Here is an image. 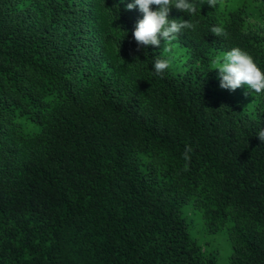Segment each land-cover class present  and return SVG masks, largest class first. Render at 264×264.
<instances>
[{
	"label": "trees",
	"instance_id": "1",
	"mask_svg": "<svg viewBox=\"0 0 264 264\" xmlns=\"http://www.w3.org/2000/svg\"><path fill=\"white\" fill-rule=\"evenodd\" d=\"M133 2L0 0V264H216L188 210L227 264H264V94L245 110L209 63L238 47L264 72V0L172 8L197 65L162 77Z\"/></svg>",
	"mask_w": 264,
	"mask_h": 264
},
{
	"label": "clouds",
	"instance_id": "2",
	"mask_svg": "<svg viewBox=\"0 0 264 264\" xmlns=\"http://www.w3.org/2000/svg\"><path fill=\"white\" fill-rule=\"evenodd\" d=\"M217 0H207V6L213 8ZM157 6L152 10L151 6ZM204 0H134L127 4L126 10H133L138 7L143 14V19L139 20L132 33L138 46L160 47L161 39L164 43V51L172 50L173 42L185 30H196V24L190 20L169 19L172 8L180 12L194 16L203 7ZM211 33L217 37H227V32L222 26H213ZM214 70H218L220 88L235 91L241 85H247L248 89L256 94H264V72L260 70L253 58L240 48H233L227 53L215 57L211 61ZM171 66L169 59L155 58L153 63L154 75L163 76L164 72ZM259 140L264 143V128L259 129L256 134ZM192 148L185 146L183 158L190 162Z\"/></svg>",
	"mask_w": 264,
	"mask_h": 264
},
{
	"label": "rangeland",
	"instance_id": "3",
	"mask_svg": "<svg viewBox=\"0 0 264 264\" xmlns=\"http://www.w3.org/2000/svg\"><path fill=\"white\" fill-rule=\"evenodd\" d=\"M251 5L255 4L254 1H250ZM133 11V10H132ZM164 41L161 39L160 50L165 57V59H169L171 61V66L169 67L172 71L176 72H184L191 65H197L196 61H191L189 53L185 48L180 46L176 41L172 44V50L170 52L164 51ZM230 50H218L211 55L210 58V67L216 76H218V70H214L211 65V61L217 57L222 55L223 53H227ZM247 85H241L235 91L226 90L227 95L232 96L234 99L238 100L241 107L247 111L252 110L256 97L251 93L247 92ZM187 216L190 220V230L191 236L198 241L201 248L205 251L215 250L216 251V264H227V255L229 252V244L226 236L221 232L209 233L204 228L195 214L192 213L191 210L187 211Z\"/></svg>",
	"mask_w": 264,
	"mask_h": 264
}]
</instances>
